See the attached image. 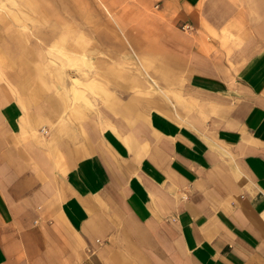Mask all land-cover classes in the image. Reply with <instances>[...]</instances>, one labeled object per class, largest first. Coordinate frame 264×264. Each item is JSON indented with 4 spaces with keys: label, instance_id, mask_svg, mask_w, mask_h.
Instances as JSON below:
<instances>
[{
    "label": "crops",
    "instance_id": "crops-1",
    "mask_svg": "<svg viewBox=\"0 0 264 264\" xmlns=\"http://www.w3.org/2000/svg\"><path fill=\"white\" fill-rule=\"evenodd\" d=\"M142 3L102 87L0 94V264H264V0Z\"/></svg>",
    "mask_w": 264,
    "mask_h": 264
},
{
    "label": "rangeland",
    "instance_id": "rangeland-1",
    "mask_svg": "<svg viewBox=\"0 0 264 264\" xmlns=\"http://www.w3.org/2000/svg\"><path fill=\"white\" fill-rule=\"evenodd\" d=\"M143 0H0V94L27 89L36 103L65 86L102 87L103 59L119 55L121 20ZM91 63L92 74L85 70ZM78 78L77 84L73 78ZM30 82V83H29ZM37 92L36 94H33Z\"/></svg>",
    "mask_w": 264,
    "mask_h": 264
},
{
    "label": "built area",
    "instance_id": "built-area-1",
    "mask_svg": "<svg viewBox=\"0 0 264 264\" xmlns=\"http://www.w3.org/2000/svg\"><path fill=\"white\" fill-rule=\"evenodd\" d=\"M184 26L188 27V25H184ZM43 130H44V131H43ZM41 131L46 132L45 127H42V128H41Z\"/></svg>",
    "mask_w": 264,
    "mask_h": 264
}]
</instances>
